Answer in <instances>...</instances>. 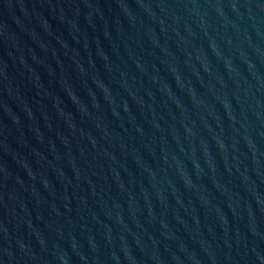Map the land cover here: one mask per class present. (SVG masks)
<instances>
[{
  "label": "water",
  "instance_id": "95a60500",
  "mask_svg": "<svg viewBox=\"0 0 264 264\" xmlns=\"http://www.w3.org/2000/svg\"><path fill=\"white\" fill-rule=\"evenodd\" d=\"M0 264H264V0H0Z\"/></svg>",
  "mask_w": 264,
  "mask_h": 264
}]
</instances>
